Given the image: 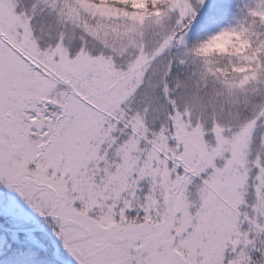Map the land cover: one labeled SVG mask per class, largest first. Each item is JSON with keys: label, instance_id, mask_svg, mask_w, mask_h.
<instances>
[{"label": "snow or ice", "instance_id": "snow-or-ice-1", "mask_svg": "<svg viewBox=\"0 0 264 264\" xmlns=\"http://www.w3.org/2000/svg\"><path fill=\"white\" fill-rule=\"evenodd\" d=\"M0 264H264V0H0Z\"/></svg>", "mask_w": 264, "mask_h": 264}]
</instances>
